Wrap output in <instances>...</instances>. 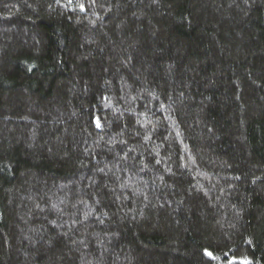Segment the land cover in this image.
<instances>
[{
  "label": "trees",
  "instance_id": "obj_1",
  "mask_svg": "<svg viewBox=\"0 0 264 264\" xmlns=\"http://www.w3.org/2000/svg\"><path fill=\"white\" fill-rule=\"evenodd\" d=\"M244 262L264 0H0V264Z\"/></svg>",
  "mask_w": 264,
  "mask_h": 264
},
{
  "label": "snow or ice",
  "instance_id": "obj_2",
  "mask_svg": "<svg viewBox=\"0 0 264 264\" xmlns=\"http://www.w3.org/2000/svg\"><path fill=\"white\" fill-rule=\"evenodd\" d=\"M81 8L83 9V5H81ZM98 126H99V124H98ZM206 254L208 255V256H210V257H213V253H211L210 251H207L206 250ZM214 258V257H213ZM244 264H249V262H244Z\"/></svg>",
  "mask_w": 264,
  "mask_h": 264
}]
</instances>
